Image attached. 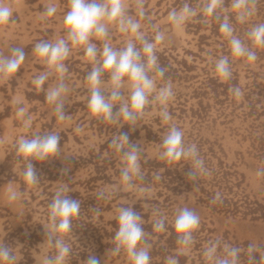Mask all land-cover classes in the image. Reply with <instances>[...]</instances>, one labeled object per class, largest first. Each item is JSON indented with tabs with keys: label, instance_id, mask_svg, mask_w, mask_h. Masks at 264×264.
<instances>
[{
	"label": "rangeland",
	"instance_id": "1",
	"mask_svg": "<svg viewBox=\"0 0 264 264\" xmlns=\"http://www.w3.org/2000/svg\"><path fill=\"white\" fill-rule=\"evenodd\" d=\"M63 1L70 6V0ZM123 3L126 16L137 21L144 38L155 44L158 65L165 69L164 77L160 78L155 70L148 71L156 89L134 125L122 119L113 124L93 115L88 108L90 86L86 77L94 66L103 63L104 43L123 49L132 41L137 49H142L135 34L122 32L118 21L105 20L107 37H90L97 48L95 58L86 55V45L69 41L70 53L63 62L67 72L60 74L47 63L44 65L50 67L45 90L55 87L61 79L68 87L64 120L58 118L54 105L46 101L44 91L34 82L26 87L22 81L27 100L23 102L25 112H19L16 122L20 125H9L4 134L6 143L0 142V156L6 151L5 159H0V245L12 251V264H43L46 257H54L57 250L47 243L44 227L51 228L48 205L56 191L64 188L65 194L80 202L81 209L73 219L72 231L63 235L71 248L65 264H84L89 255L97 256L101 264H132L123 249L118 254L112 251L116 246L113 236L118 229L119 209L127 206L143 217L150 264H166L169 256L176 257L179 264H215L205 250L216 241L217 257L225 256L228 245L239 249L237 264H264V218L214 208L208 204L207 193L220 191L218 186L226 183L240 195L264 201V174L258 175L264 172V46L255 45L248 37L255 26L264 24V0H244L239 9L233 7L235 0ZM185 4L194 12L176 29L169 13L179 12ZM209 7L212 11H205ZM67 12L56 11L55 18L58 19L57 13ZM241 14L243 20L239 19ZM225 19L233 29L232 36L256 53L255 61L232 56L231 37L220 31ZM157 32L164 34L162 42L155 41ZM61 38H67L65 27L61 35L55 31L53 43ZM30 46L28 51L32 50ZM224 56L228 57L232 72L226 81L215 72L216 61ZM168 82L174 96L166 105L171 119L165 121L161 115L165 106L155 97ZM100 87L106 96L110 94V73L102 74ZM234 87L241 90L240 96L230 91ZM0 88L4 90V86ZM120 91L128 100L131 87L127 77ZM173 126L183 132L185 146L196 145L204 161L208 174L198 175L195 182L188 178L190 159H160L162 140ZM50 132L60 135V154L48 161H32L39 181L29 183L24 176L26 158L17 151L18 141L21 137ZM120 132L127 133L130 142L141 149L143 178H134L131 187L121 181V169L125 166L121 152L109 147ZM124 150L127 151V145ZM157 175L160 179H156ZM13 193L15 199L11 198ZM184 207L200 217V225L192 234L193 242L186 248L177 243L174 230L178 210ZM160 217L165 219V230L156 232L152 225Z\"/></svg>",
	"mask_w": 264,
	"mask_h": 264
},
{
	"label": "clouds",
	"instance_id": "2",
	"mask_svg": "<svg viewBox=\"0 0 264 264\" xmlns=\"http://www.w3.org/2000/svg\"><path fill=\"white\" fill-rule=\"evenodd\" d=\"M244 0H235L234 8H241ZM55 6L46 8L45 13L52 16L56 12ZM205 11L211 12L212 8H206ZM194 12L187 4L179 11L169 13V19L176 26L182 25L185 20ZM141 15L143 13L141 12ZM12 16V10L0 3V25L9 22ZM244 19V14L239 17ZM118 21L122 32H131L135 34L137 40L142 44V49H137L132 41H129L123 49H113L107 42L104 43L102 56L103 63L94 66L88 73L86 80L90 86V98L88 108L93 115L103 117L113 124H119L121 119L134 125L137 117L142 114L143 109L150 103L149 95L156 89L155 80L148 75L149 70H155L160 78L164 77L165 69L158 65V58L155 54V44L144 38L139 31L141 25L126 16L123 0H70V7L64 16V26L67 30V38L58 39L55 43L40 41L35 44L33 52L36 56L45 58L46 63L56 72L63 74L67 72V67L63 63L69 56V41L73 45H86V55L95 58L97 54L96 45L90 42V37L95 35L97 38H105L108 35V29L103 21ZM220 31L230 36V49L234 57H246L248 61H255L257 55L250 50L241 39L232 36L233 29L224 20L220 25ZM248 37L255 45L264 46V24L255 26ZM164 34L157 32L156 42L164 40ZM143 53V56L142 54ZM25 60L23 48H13L10 55L0 54V75H11L17 73L21 64ZM110 73V82L112 91L105 95L101 90V76L103 73ZM216 75L221 80H229L232 76L229 59L227 56L221 57L215 64ZM48 73L41 74L34 78V84L45 92V99L54 105V111L60 120L66 118L64 112V97L68 92V87L63 79L47 90L44 84L48 79ZM130 83L131 92L128 100H124L120 89L123 87L125 78ZM230 91L235 96L241 95L238 87L231 88ZM171 82L159 88L155 97L161 105L165 106L161 112L165 121L171 119L166 105L173 98ZM117 105L118 108H117ZM114 108L116 109L114 111ZM23 111V109H21ZM127 145V151L124 146ZM109 147L121 152L125 161V166L121 169V181L132 186L134 178L142 179L140 154L141 149L138 145L129 140L127 133L120 132L109 142ZM163 151L159 153L160 159L166 161H180L190 159L192 161L191 171L188 178L195 182L198 175L208 174L204 166V161L200 158L195 144L185 146L183 142V132L173 126L164 136L161 144ZM17 151L26 158L24 176L27 182L36 184L39 176L32 161L44 162L51 160L60 154V135L50 132L44 135H34L31 138L21 137L17 144ZM264 174V172H258ZM156 179H160L159 175ZM104 196V192L99 194ZM12 199L16 198L13 193ZM220 200V194L217 193L213 198V203ZM51 217V228H45L47 243L52 245L57 254L54 257H46L43 264H65L70 255L71 248L63 239L64 234L72 231L73 219L80 214V202L71 199L65 194V189L60 188L56 191L51 202L48 205ZM118 229L113 239L116 246L112 249L113 253L118 254L123 249L130 257L132 264H150V246L146 242L145 230L143 228V217L136 212L132 206L121 207L117 217ZM200 225V217L190 208L184 207L178 210L174 221V230L177 234V243L183 247H188L193 242V232ZM153 230L162 232L165 230V219L160 217L152 225ZM143 243V246L140 245ZM219 241L211 243L205 250V255L209 259H214L215 264H237L239 258V249L225 245V256L217 257L216 251ZM15 257L12 251L5 245H0V264H12ZM84 264H101L100 259L95 255H89ZM166 264H179L174 256L166 259Z\"/></svg>",
	"mask_w": 264,
	"mask_h": 264
},
{
	"label": "crops",
	"instance_id": "3",
	"mask_svg": "<svg viewBox=\"0 0 264 264\" xmlns=\"http://www.w3.org/2000/svg\"><path fill=\"white\" fill-rule=\"evenodd\" d=\"M0 3L12 10L9 22L0 25V54L10 55L11 50L16 47L23 48L25 52V60L17 73L0 75V85L4 86V90H0V113L2 111L0 114V142L4 144L6 143L4 134L8 131L9 125L11 127H16V123L20 125V122H16L19 119V112H22V115L25 112L23 102L27 100L25 90L21 88L22 81L28 87L29 83H33L32 80L35 77L50 73V67L44 66L46 60L41 57L38 60V56L34 54L35 44L47 40L53 43L52 37L55 35V31L61 35V31L65 27L64 16L67 13H57L58 19L55 18V15L49 19L45 10L49 6H55L56 11H69L70 6L62 0H0ZM58 25L60 27H56ZM47 29L50 31L47 32ZM40 31H43L46 36L42 35ZM40 38L41 40H38ZM29 45H31V51L27 50ZM25 73L28 75L27 77L23 75ZM9 81H14V83ZM6 110L8 113L5 112ZM1 157L2 160L5 159L6 151L3 152L0 159Z\"/></svg>",
	"mask_w": 264,
	"mask_h": 264
},
{
	"label": "trees",
	"instance_id": "4",
	"mask_svg": "<svg viewBox=\"0 0 264 264\" xmlns=\"http://www.w3.org/2000/svg\"><path fill=\"white\" fill-rule=\"evenodd\" d=\"M225 183V182H224ZM220 191H207L208 204L219 210L230 213H241L243 215L250 214L253 218H264V201L250 198L247 194L240 195L233 190L232 185H219ZM220 194V200L213 203L216 194Z\"/></svg>",
	"mask_w": 264,
	"mask_h": 264
},
{
	"label": "bare ground",
	"instance_id": "5",
	"mask_svg": "<svg viewBox=\"0 0 264 264\" xmlns=\"http://www.w3.org/2000/svg\"><path fill=\"white\" fill-rule=\"evenodd\" d=\"M175 28L178 29V27L175 25Z\"/></svg>",
	"mask_w": 264,
	"mask_h": 264
}]
</instances>
